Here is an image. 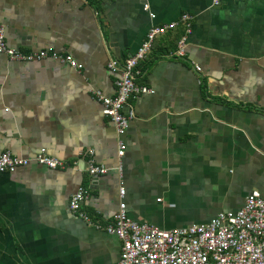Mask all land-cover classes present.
Segmentation results:
<instances>
[{
  "label": "crops",
  "instance_id": "crops-1",
  "mask_svg": "<svg viewBox=\"0 0 264 264\" xmlns=\"http://www.w3.org/2000/svg\"><path fill=\"white\" fill-rule=\"evenodd\" d=\"M183 13L193 16L186 55L170 58ZM0 22L9 46L83 65L0 53V153L44 149L70 165L0 172V264H119L123 241L106 227L122 183L129 216L161 229L206 223L253 191L264 197V0H0ZM170 22L179 25L138 65L137 82L154 92L126 105L135 116L119 158L96 92L114 96L110 61L124 63L153 25ZM91 159L108 172L91 175ZM81 186L89 196L75 211Z\"/></svg>",
  "mask_w": 264,
  "mask_h": 264
},
{
  "label": "built area",
  "instance_id": "built-area-1",
  "mask_svg": "<svg viewBox=\"0 0 264 264\" xmlns=\"http://www.w3.org/2000/svg\"><path fill=\"white\" fill-rule=\"evenodd\" d=\"M212 1L214 5H219L221 0ZM144 10L149 12L153 19L156 18V14L150 11L149 5H145ZM192 20L193 16L189 13L181 15L180 21L185 27V34L179 39L175 51L166 56L185 57L188 36L193 28ZM178 25V22L153 25L136 52L124 63L117 59L110 61V69L119 72L116 80L117 93L114 96H106L101 91L96 92L102 103L103 113L115 124L119 137V158H122L126 148L122 136L126 134L135 116L132 108L125 112L126 105L131 98L154 92L137 82L136 78L141 74L138 65L149 55L155 40ZM0 53L12 60L21 61L40 60L46 57L60 58L75 68L83 67L72 55L60 54L52 48L24 52L9 46L5 25L1 22ZM196 69L201 70L197 65ZM32 162L51 169L70 167L66 161L49 155L44 149L36 153L33 158L19 157L10 151H4L0 153V172H12ZM117 168L122 170L121 163ZM88 172L91 175L105 174L108 168L96 164L91 159ZM125 193L126 189L122 183L118 210L106 227L110 233L116 234L123 241L119 264H264V197L258 191L249 194L244 205L237 210L222 211L206 223H195L173 229H161L156 225L132 219L124 200ZM88 196V189L79 187L70 199V207L79 211ZM80 216L89 219L84 212H80Z\"/></svg>",
  "mask_w": 264,
  "mask_h": 264
},
{
  "label": "trees",
  "instance_id": "trees-1",
  "mask_svg": "<svg viewBox=\"0 0 264 264\" xmlns=\"http://www.w3.org/2000/svg\"><path fill=\"white\" fill-rule=\"evenodd\" d=\"M183 28V27H182ZM184 32H185V30H184V28L182 29V31H181V34H180V36H179V39L184 35Z\"/></svg>",
  "mask_w": 264,
  "mask_h": 264
},
{
  "label": "rangeland",
  "instance_id": "rangeland-1",
  "mask_svg": "<svg viewBox=\"0 0 264 264\" xmlns=\"http://www.w3.org/2000/svg\"><path fill=\"white\" fill-rule=\"evenodd\" d=\"M151 89V88H150ZM153 90V89H152Z\"/></svg>",
  "mask_w": 264,
  "mask_h": 264
}]
</instances>
